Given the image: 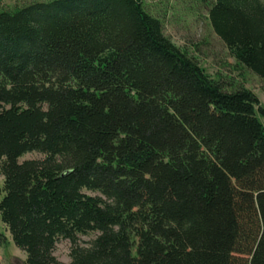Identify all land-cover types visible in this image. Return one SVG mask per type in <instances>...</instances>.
<instances>
[{"label": "trees", "instance_id": "1", "mask_svg": "<svg viewBox=\"0 0 264 264\" xmlns=\"http://www.w3.org/2000/svg\"><path fill=\"white\" fill-rule=\"evenodd\" d=\"M209 20L264 79V0H214ZM230 86L143 0L1 11L0 220L24 264H264V106Z\"/></svg>", "mask_w": 264, "mask_h": 264}, {"label": "rangeland", "instance_id": "2", "mask_svg": "<svg viewBox=\"0 0 264 264\" xmlns=\"http://www.w3.org/2000/svg\"><path fill=\"white\" fill-rule=\"evenodd\" d=\"M34 1L39 0H1L0 12L22 7ZM143 1L146 10L161 20L165 36L197 61L208 75L232 84L230 87L244 86L252 90L258 96L260 104L264 106V79L239 64L211 26L209 8L214 0ZM260 119L264 124V117ZM44 157V154L32 152L22 156L21 161ZM3 188L4 177L0 173V202L4 197ZM84 192L89 195H101L97 191ZM97 234L90 232L87 235H80L81 244L87 245ZM70 250V242L60 239L55 255L59 260L68 263L71 260ZM26 258V253L14 244L8 228L0 220V264H24Z\"/></svg>", "mask_w": 264, "mask_h": 264}]
</instances>
